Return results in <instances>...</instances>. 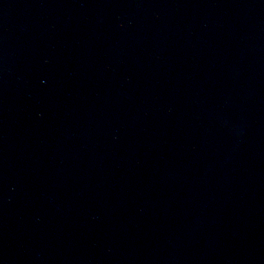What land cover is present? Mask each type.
Listing matches in <instances>:
<instances>
[{"label":"water","instance_id":"obj_1","mask_svg":"<svg viewBox=\"0 0 264 264\" xmlns=\"http://www.w3.org/2000/svg\"><path fill=\"white\" fill-rule=\"evenodd\" d=\"M0 264H264V0H0Z\"/></svg>","mask_w":264,"mask_h":264}]
</instances>
